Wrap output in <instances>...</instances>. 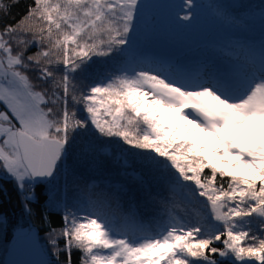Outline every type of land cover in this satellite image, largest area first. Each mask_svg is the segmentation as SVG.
<instances>
[{"label":"snow or ice","instance_id":"snow-or-ice-1","mask_svg":"<svg viewBox=\"0 0 264 264\" xmlns=\"http://www.w3.org/2000/svg\"><path fill=\"white\" fill-rule=\"evenodd\" d=\"M18 2L0 0V173L24 209L82 133L140 150L146 170L181 196L142 236L118 227L91 194L83 207L64 202L60 227L48 232L58 262L73 264L76 251L80 264H264V53L258 71L246 54L242 74L137 65L77 85L94 57L128 50L139 0H30L9 21ZM176 8L191 21L193 0Z\"/></svg>","mask_w":264,"mask_h":264},{"label":"trees","instance_id":"trees-1","mask_svg":"<svg viewBox=\"0 0 264 264\" xmlns=\"http://www.w3.org/2000/svg\"><path fill=\"white\" fill-rule=\"evenodd\" d=\"M231 1L225 0L224 6L216 0H203V3L214 16L241 31L236 39H231L234 40L230 43L234 46L233 50L224 51L225 54L237 57L245 64H247L246 54L253 56L252 66L258 71L261 53H264L263 39L260 38L264 32L262 29L264 28V0H239V6L236 7L231 5ZM4 2L11 3V0H4ZM29 2L30 0H19L12 7L11 15L7 19L11 21L13 17L19 18ZM149 4L150 2L139 0L140 8L128 50L124 53H116L111 58L94 57L86 71L77 75V85L103 80L111 76L114 70L125 68L130 50L141 51L148 47L147 39L150 30L145 25L148 10L146 7H153ZM161 35L163 34H157L160 38L167 40ZM34 51V48L29 50L30 53ZM140 65L178 69L166 62L148 57L144 58ZM183 72L192 77L198 76L197 73L184 69ZM29 75L35 83V74L29 73ZM69 110L71 111V101H69ZM80 115L83 113L81 112ZM100 139L102 138L92 133H82L76 136L57 179L38 189V197L34 198L31 203V212L23 207V195L16 190L6 175L0 173V187L5 189L0 192V225L2 228L0 243L2 242L4 246L0 249V264H4V254L7 249L5 244L20 227L36 229L40 243L47 253L49 264H63V255L60 256L58 262L57 256L53 254V247L48 242V232L53 227L57 229L60 227L64 202L83 207L89 194L93 201H101L102 210L114 220L118 227L126 228L130 234L151 235L167 222L165 203L173 198L179 201L181 196L177 193L173 197L164 174L158 171L149 173L140 150L130 149L115 138L103 144L99 143ZM57 203L60 207L56 206ZM178 212L179 215H185L179 209ZM58 244L62 247V240ZM215 246H221V242H215ZM79 256V252L73 251V264H80ZM214 258L224 259L218 256Z\"/></svg>","mask_w":264,"mask_h":264},{"label":"rangeland","instance_id":"rangeland-1","mask_svg":"<svg viewBox=\"0 0 264 264\" xmlns=\"http://www.w3.org/2000/svg\"><path fill=\"white\" fill-rule=\"evenodd\" d=\"M144 1L153 5V7H146L148 10L145 25L150 30L147 39L148 47L141 51L130 50L126 68L136 67L142 63L144 58L148 57L166 62L181 71L184 69L192 73L195 72L201 77L206 76L209 72L214 74H242L244 72L247 64L237 57L226 55V52H224L233 50L234 46L230 43L234 40L231 39H236L241 31L237 27L226 24L223 19L214 16L207 5L203 3V0H193L195 8L190 22L177 18V13L180 16L185 14L179 8H176V5L183 4L184 0ZM216 2L221 6L225 5V0H216ZM262 29L264 31V28ZM157 34H163L161 37H165L166 42L171 45L170 47L165 46V55L155 50L154 42L159 38ZM262 34L260 38L263 39L261 41L264 43V32ZM170 51L171 53H168ZM3 108L4 105L0 104V111L5 110ZM259 136L260 134L257 132L249 138V143H252L250 142L252 140L259 142ZM30 229L31 227L18 228L12 238L5 244V247L8 249L16 237L26 235ZM1 233L2 228L0 225ZM1 243L0 249L4 247ZM22 250L25 249H21V254L23 253ZM44 252L47 256L45 250Z\"/></svg>","mask_w":264,"mask_h":264},{"label":"water","instance_id":"water-1","mask_svg":"<svg viewBox=\"0 0 264 264\" xmlns=\"http://www.w3.org/2000/svg\"><path fill=\"white\" fill-rule=\"evenodd\" d=\"M231 5L234 7L239 6V0H232ZM165 46L170 47L171 45L164 38L159 37L154 42L156 52L164 55L166 54ZM168 53H171V51ZM21 249H25L22 250V254ZM4 264H49L35 228H31L24 236L16 237L4 254Z\"/></svg>","mask_w":264,"mask_h":264}]
</instances>
